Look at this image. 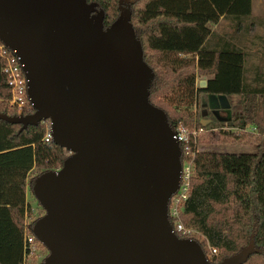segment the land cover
<instances>
[{
  "label": "water",
  "instance_id": "water-1",
  "mask_svg": "<svg viewBox=\"0 0 264 264\" xmlns=\"http://www.w3.org/2000/svg\"><path fill=\"white\" fill-rule=\"evenodd\" d=\"M122 3L104 29L103 12L86 0H0V42L20 58L34 109L0 118L21 130L49 121L52 143L69 154L31 188L44 212L31 229L48 252L42 264H245L252 242L212 263L172 233L181 148L149 102L153 72ZM207 101L211 121L229 108L225 96Z\"/></svg>",
  "mask_w": 264,
  "mask_h": 264
},
{
  "label": "trees",
  "instance_id": "trees-1",
  "mask_svg": "<svg viewBox=\"0 0 264 264\" xmlns=\"http://www.w3.org/2000/svg\"><path fill=\"white\" fill-rule=\"evenodd\" d=\"M86 1L96 5V13L103 12L104 29L118 19L120 0ZM122 6L131 11L134 36L153 72L149 102L165 112L173 132L179 125L190 131L208 127L201 126L189 108L199 95L242 97L238 124H231L237 131L221 134L254 141L257 151H198L190 138L194 168L181 221L204 237L198 244L205 255L207 243L217 249L212 263L252 242L255 252L245 264H264V80L257 85L245 82L244 54L229 41L219 39L212 48L206 44L211 25L223 18L242 23L251 15L252 0H123ZM1 66L0 59V116L18 117L8 104ZM201 77L207 78L205 88L198 87ZM20 130V124L0 118V264H23L27 189L44 172L59 170L69 155L42 142L44 123ZM34 169L41 172L28 182Z\"/></svg>",
  "mask_w": 264,
  "mask_h": 264
},
{
  "label": "rangeland",
  "instance_id": "rangeland-1",
  "mask_svg": "<svg viewBox=\"0 0 264 264\" xmlns=\"http://www.w3.org/2000/svg\"><path fill=\"white\" fill-rule=\"evenodd\" d=\"M259 1L260 0H252L251 15L243 18V22L241 21L242 23L231 18H223L217 25H211L212 34L208 42H206V44L208 43L207 47L212 48L216 46L215 44L219 39H224L232 43L238 50L242 51L244 54L245 82L250 85H257L264 80V10L258 9ZM256 77H259V79H256ZM206 79L207 78L203 77L198 78L197 84H199L201 80ZM255 80H257V82H255ZM227 100L229 104L228 113L225 114L220 110V120L211 121L209 115L202 116V112L205 110L207 111L208 105L207 97L203 94L199 95L196 105L192 103V106L189 107L190 110L195 113L196 119L207 121L206 126H208L204 129V133L197 137V150L236 154L256 153L257 150L254 141L232 139L221 134V132H236L237 130L234 129L235 127L233 128L231 124H235L234 126H236L241 114L242 97H228ZM179 106L180 108L182 107V105ZM179 127L182 126L179 125ZM188 131L193 132L194 130ZM40 172V170L34 169L29 174L28 182ZM26 202L30 212H27L24 225L25 223L31 224L44 214L29 187L26 193ZM47 254L48 252L43 246H37L34 256L31 259L27 258L23 261V264H41Z\"/></svg>",
  "mask_w": 264,
  "mask_h": 264
},
{
  "label": "built area",
  "instance_id": "built-area-1",
  "mask_svg": "<svg viewBox=\"0 0 264 264\" xmlns=\"http://www.w3.org/2000/svg\"><path fill=\"white\" fill-rule=\"evenodd\" d=\"M0 59L2 60L1 73L5 78L6 86L10 92V99L8 101L10 108L14 109L18 116L30 115L34 109L28 98V81L20 58L13 51L0 43ZM42 123L46 126L42 142L45 144H53L50 122L43 121ZM249 131L255 133L253 127H251ZM203 133V128L189 132L183 127H178L176 131H174V138L179 142L181 148V173L178 189L175 194L171 196L168 203V219L172 228V233L180 239L192 240L197 243L203 242L204 237L196 230L187 228L183 225L181 213L188 200L193 177L194 152H192L189 141L191 138L195 146L194 149L197 150V137ZM31 229L30 224L25 223L23 261L27 258L31 259L34 256L37 246H42L32 234ZM205 256L206 259L211 262L213 258L218 256V251L207 243V255Z\"/></svg>",
  "mask_w": 264,
  "mask_h": 264
},
{
  "label": "flooded vegetation",
  "instance_id": "flooded-vegetation-1",
  "mask_svg": "<svg viewBox=\"0 0 264 264\" xmlns=\"http://www.w3.org/2000/svg\"><path fill=\"white\" fill-rule=\"evenodd\" d=\"M213 105H214V104H213ZM219 111H220V110H216V112H217V114H218V118L221 119V118L219 117ZM206 112H207V113H206ZM222 112H224L225 114H227V113H228V110H222ZM202 114H204V115H209V116H210V119H213V111L210 110V108L208 107V105H207V111H206V110L203 111Z\"/></svg>",
  "mask_w": 264,
  "mask_h": 264
},
{
  "label": "crops",
  "instance_id": "crops-1",
  "mask_svg": "<svg viewBox=\"0 0 264 264\" xmlns=\"http://www.w3.org/2000/svg\"><path fill=\"white\" fill-rule=\"evenodd\" d=\"M263 2H264L263 0H260V1H259V3H258L259 6L257 5V6H258V9L260 8V10H264V3H263ZM251 12H252V11H251ZM221 20H222V19H221ZM221 20H220V21H221ZM216 25H217V24H216ZM214 26H215V25H214ZM238 47H239V46H238ZM206 80H207V79H206ZM231 97H234V96H231ZM227 99H228V97H227ZM201 122L207 124V123H206L207 121H201Z\"/></svg>",
  "mask_w": 264,
  "mask_h": 264
}]
</instances>
